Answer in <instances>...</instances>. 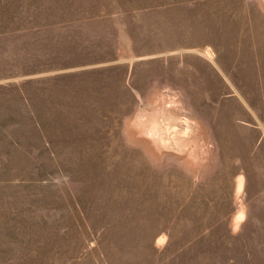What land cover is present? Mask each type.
<instances>
[{
	"label": "rangeland",
	"instance_id": "obj_1",
	"mask_svg": "<svg viewBox=\"0 0 264 264\" xmlns=\"http://www.w3.org/2000/svg\"><path fill=\"white\" fill-rule=\"evenodd\" d=\"M0 264H264V0H0Z\"/></svg>",
	"mask_w": 264,
	"mask_h": 264
}]
</instances>
